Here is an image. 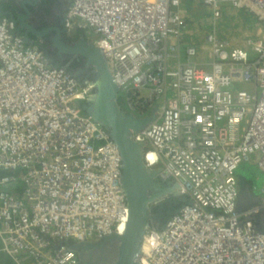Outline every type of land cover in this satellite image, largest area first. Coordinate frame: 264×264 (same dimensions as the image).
<instances>
[{"label": "built area", "instance_id": "obj_1", "mask_svg": "<svg viewBox=\"0 0 264 264\" xmlns=\"http://www.w3.org/2000/svg\"><path fill=\"white\" fill-rule=\"evenodd\" d=\"M69 1L68 27L103 46L124 105L145 114L164 101L158 119L132 135L147 142L146 162L162 179L195 201L146 235L142 264H264V233L251 220L260 207H235L238 168L264 171V0H202L208 28L184 46L201 28L187 26V0ZM233 14L256 20L244 46L221 35ZM11 26L0 21V251L74 264L76 253L54 243L125 229L122 158L84 110L87 89ZM197 41L211 62L196 61Z\"/></svg>", "mask_w": 264, "mask_h": 264}, {"label": "water", "instance_id": "obj_2", "mask_svg": "<svg viewBox=\"0 0 264 264\" xmlns=\"http://www.w3.org/2000/svg\"><path fill=\"white\" fill-rule=\"evenodd\" d=\"M32 12L20 18L25 32L18 25L9 22L12 32L22 35L27 45L33 46V37L55 32L53 47L61 56L68 55L73 60L80 56L86 59L87 67L94 72L77 76L69 72L62 62H58L48 52L43 51L44 59L55 68H62L71 77L81 82L88 90L84 110L90 114L108 133L116 144L122 158L121 186L128 207V220L123 232L109 234L86 240L60 239L53 246H66L78 254L74 264H142L144 240L151 230H166L168 222L187 205H195L194 198L181 190L174 179L163 180L161 168L146 162L147 142L137 141L133 132L146 129L158 117L154 107L145 114L129 110L121 101V87L116 81L103 46L82 36L77 41H66L63 34L66 26L51 24L37 28L29 23ZM25 16V15H24ZM22 27V26H21ZM85 70H88L85 68ZM258 194L250 185L244 186L236 202V211L243 213L259 206V211L251 217L254 228L264 233V208L260 205Z\"/></svg>", "mask_w": 264, "mask_h": 264}, {"label": "flooded vegetation", "instance_id": "obj_3", "mask_svg": "<svg viewBox=\"0 0 264 264\" xmlns=\"http://www.w3.org/2000/svg\"><path fill=\"white\" fill-rule=\"evenodd\" d=\"M69 6V0H0V21H6L9 24V22H14V20H16V23H13L14 26L18 25V30L20 32H25L27 28L23 27L20 18L28 16V11H30L32 14L28 21L29 23H33L38 29L48 27L51 24L66 26V33L63 34L66 41H77L82 36L91 39V35L85 30H82L83 32L81 33L79 31L81 29L68 27L67 14L69 12ZM76 31H78L77 34L74 33ZM54 36V31L41 37L35 36L33 37L34 40L32 45L42 53L43 51L48 52L53 58L58 60V62H62V64L66 66L67 71L75 73L77 76H86L90 74L94 77V72L87 67L84 57L80 56L73 60V58L68 55L61 56L59 51L53 47ZM85 68L88 70H85ZM79 83L82 85L81 82ZM88 93L87 90V94ZM242 188L243 186L239 183L240 191ZM77 258L78 254H76V259Z\"/></svg>", "mask_w": 264, "mask_h": 264}, {"label": "trees", "instance_id": "obj_4", "mask_svg": "<svg viewBox=\"0 0 264 264\" xmlns=\"http://www.w3.org/2000/svg\"><path fill=\"white\" fill-rule=\"evenodd\" d=\"M199 3V4H196ZM201 3L203 4L202 0H187L186 1V14L189 16L187 21V26H190V28L192 27L193 30H195L197 27H201V28H208L207 24H202V22L199 20L203 15H207V17L209 16L207 11H203L201 14L199 13V9H201ZM198 5V6H196ZM202 10V9H201ZM189 13V14H188ZM242 20H245L246 24L249 23H253V20H255V18L251 15H246L243 14L242 16ZM226 23L228 24V21H226ZM224 24L223 27L221 28V35L222 37H224L225 39H230L231 36L232 37H238L239 35L235 33H233L232 35L230 34V26H234V24L231 22L230 26L227 24ZM206 25V26H204ZM239 24H236L235 26H238ZM211 26V25H209ZM225 26V27H224ZM234 26V27H235ZM81 33L83 32L82 30H79ZM192 31V29H191ZM74 33H78V31L74 32ZM193 33V31H192ZM190 32V34H186V36L182 39L183 43L182 45H186L189 42H193L192 40L194 39V34H192ZM239 40H243L240 39ZM245 41L244 44H242L243 46L245 45ZM202 45V43H200V41H197V47L199 48ZM204 54V53H202ZM197 59V58H196ZM206 61L211 62V60L207 59ZM209 67V66H208ZM121 99L123 101V103L125 104V100H124V96L121 94ZM243 167H254V166H250L247 162H244L237 170V178L239 183L244 187L246 186L248 183L251 185V188L254 190V192H256V190L254 189V185H255V176L254 174H251L250 172L247 173V171L245 169H242ZM21 186H23V181L21 178H19V181L15 184L16 188H20ZM1 242V241H0ZM1 247V246H0ZM34 258L32 256H30L27 253H21L18 257H14L11 256L10 254L6 253V252H2L0 251V264H34Z\"/></svg>", "mask_w": 264, "mask_h": 264}, {"label": "rangeland", "instance_id": "obj_5", "mask_svg": "<svg viewBox=\"0 0 264 264\" xmlns=\"http://www.w3.org/2000/svg\"><path fill=\"white\" fill-rule=\"evenodd\" d=\"M198 6V5H196ZM226 7V6H224ZM227 8V7H226ZM202 9V10H201ZM201 9H199V13L201 14L203 11H205L204 7H202ZM189 14V13H188ZM234 15V14H233ZM228 19V24L230 26V23L232 22L234 24V26L236 24H239L238 26H230V34L232 35L233 33H235L234 35L238 34L239 36L238 37H235L237 39V41L240 39H243V40H239L238 43L240 45L244 44V41L247 37H256L257 36V23H256V20L254 21V23L256 24L254 30H253V23H249V24H246L245 23V20H242V17L239 18V17H236V15L232 16V15H228L226 17ZM201 22H203L204 24H207V20L205 19V16L201 14V17L199 19ZM206 26V25H204ZM223 27V26H222ZM225 27V26H224ZM207 28V27H205ZM192 33V32H191ZM206 33V30H204V28H200L199 31H196L195 33H192L194 34V40L197 39V40H200L203 35ZM91 36H94L93 34H91ZM203 45H201L199 47V53L198 55L196 56V61H201V62H204V63H208V61H206L207 59L211 60L212 61V57H211V51H210V47L209 46H206V47H203ZM204 53V54H202ZM141 96H144V94L142 93ZM163 100L159 99V100H154L151 102V105H156L155 103H157V106H158V112L160 113L159 110H161V106L163 105ZM151 110V109H150ZM250 166H254L253 168L252 167H243L242 169H245L248 172H250L251 174H254L255 176V185L253 186L254 189L256 190V193H259V190H261L263 187H264V171H262L260 169V167L258 166V164H255V163H250V162H247ZM248 185H250L248 183ZM251 186V185H250ZM252 189V188H251ZM260 194V193H259ZM1 241V239H0ZM2 245V242H0V246Z\"/></svg>", "mask_w": 264, "mask_h": 264}, {"label": "bare ground", "instance_id": "obj_6", "mask_svg": "<svg viewBox=\"0 0 264 264\" xmlns=\"http://www.w3.org/2000/svg\"><path fill=\"white\" fill-rule=\"evenodd\" d=\"M153 157H155V155L150 153L148 158L152 159Z\"/></svg>", "mask_w": 264, "mask_h": 264}]
</instances>
